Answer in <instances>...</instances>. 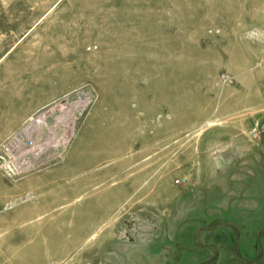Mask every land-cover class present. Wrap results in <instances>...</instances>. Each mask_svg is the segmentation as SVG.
Segmentation results:
<instances>
[{"label":"rangeland","instance_id":"374dc122","mask_svg":"<svg viewBox=\"0 0 264 264\" xmlns=\"http://www.w3.org/2000/svg\"><path fill=\"white\" fill-rule=\"evenodd\" d=\"M0 264H264V0H0Z\"/></svg>","mask_w":264,"mask_h":264}]
</instances>
